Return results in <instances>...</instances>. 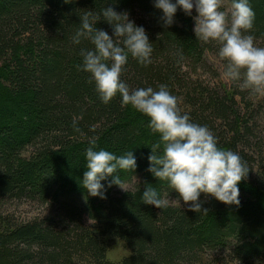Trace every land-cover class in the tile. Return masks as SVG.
<instances>
[{"label": "trees", "instance_id": "trees-1", "mask_svg": "<svg viewBox=\"0 0 264 264\" xmlns=\"http://www.w3.org/2000/svg\"><path fill=\"white\" fill-rule=\"evenodd\" d=\"M250 3L251 34L264 47V0ZM102 7L128 12L153 43L151 64L129 57L122 74L129 88L166 84L178 105L184 96L185 113L194 122L207 125L219 146L247 162L239 206L202 193L209 212L191 211L178 192L148 171L151 145L159 139L148 127L149 118L122 105L119 95L104 104L89 74L77 70L80 48L92 47L71 43L79 14ZM162 15L154 0H0V264H209L208 257L216 254L213 264H264V204L253 203L264 195V175L260 169L253 175L256 152L248 148L264 95L236 84L234 94L209 92L190 82L189 73L200 70L219 45L196 40L191 17L182 9L169 27ZM97 27L112 34L103 19ZM92 139L96 150L117 156L134 152L136 169L119 173L124 187L140 178L134 188L109 187V176L102 181L105 199L88 194L82 177ZM148 185L157 188L167 207L142 202ZM21 202L35 206L37 215L17 219L8 208ZM109 238L122 240L130 255L109 261Z\"/></svg>", "mask_w": 264, "mask_h": 264}, {"label": "clouds", "instance_id": "clouds-1", "mask_svg": "<svg viewBox=\"0 0 264 264\" xmlns=\"http://www.w3.org/2000/svg\"><path fill=\"white\" fill-rule=\"evenodd\" d=\"M73 0H65L72 3ZM154 7L162 10L165 27L175 23L178 9L192 16L195 8L194 33L202 43L219 45L218 56L226 61L224 77L234 82L241 91L264 95V47L251 34L255 11L250 0H231V12L222 10L223 0H154ZM80 16L79 27L70 37L73 45L88 42L91 48L81 47V63L78 71L89 74L90 82L104 104L119 95L122 105H130L149 118L148 127L159 133V139L151 145L148 171L159 181H166L169 188L179 193L190 210L207 214L201 194L214 197L227 205H240L239 184L247 178V162L235 151L224 149L207 125L194 122L190 115L182 113L178 98L166 84L130 89L122 79L129 57L139 64L152 63L153 43L143 26L130 19L128 12H118L113 7H102L98 12L85 10ZM103 19L112 27V34L97 27ZM179 60L183 53L178 50ZM74 131L79 132L73 120ZM94 130V129H93ZM95 139L84 153L86 171L82 184L93 197L106 198L102 181L109 176L113 184L124 189L119 173L135 170L137 160L132 150L117 156L106 149L96 150ZM142 202L163 209L168 202L156 187L148 185L140 197Z\"/></svg>", "mask_w": 264, "mask_h": 264}, {"label": "rangeland", "instance_id": "rangeland-1", "mask_svg": "<svg viewBox=\"0 0 264 264\" xmlns=\"http://www.w3.org/2000/svg\"><path fill=\"white\" fill-rule=\"evenodd\" d=\"M222 10L228 11L229 13L231 12L230 0H223ZM197 15L198 13H196L194 8L192 16H190L191 26L193 27V29L195 27L194 17ZM258 45L261 46L260 44ZM205 60V63L200 66V70H198L194 74L192 72L189 73L190 82L194 84H200L201 87L205 89V91L216 92L218 90L221 94H223L224 91L228 92V94H234L236 92L234 86L235 83L226 79L223 75L225 71L226 61H223L219 58L218 48L214 52L209 51L206 55ZM257 100L259 99H256L255 102ZM178 107L182 113L187 112L188 106L186 105L184 96L183 98H180ZM245 111V108L242 106L243 114ZM252 126H255L256 131L252 134V140L251 142H249L248 148L250 152H256L257 163L254 164L253 175L255 176L259 172V169L264 175V111L259 112V116H257V118L253 120ZM138 182H140V178H135L134 184H137ZM134 184L125 186V190H131L132 188H134ZM125 190L122 189V191ZM263 199L264 195L259 193V195H256L255 201H252L258 208H260V206L264 204ZM168 201L173 205H178V201H176V199L169 197ZM8 209L11 210L10 212L13 213L17 219L20 218L22 220L31 219L38 213L35 206L27 204L26 202L11 205V207H9ZM106 246L108 249V260L113 263L121 262L124 258L130 255V251L127 248L126 244L118 238L107 239ZM217 256L218 255L216 254L208 257L206 263L213 264Z\"/></svg>", "mask_w": 264, "mask_h": 264}]
</instances>
